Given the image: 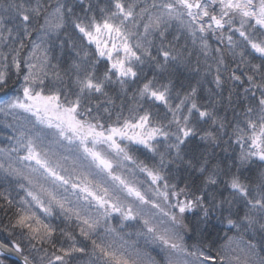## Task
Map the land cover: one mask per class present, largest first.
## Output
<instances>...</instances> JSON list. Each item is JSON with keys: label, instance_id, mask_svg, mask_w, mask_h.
<instances>
[{"label": "snow or ice", "instance_id": "obj_1", "mask_svg": "<svg viewBox=\"0 0 264 264\" xmlns=\"http://www.w3.org/2000/svg\"><path fill=\"white\" fill-rule=\"evenodd\" d=\"M0 264H264V0H0Z\"/></svg>", "mask_w": 264, "mask_h": 264}]
</instances>
